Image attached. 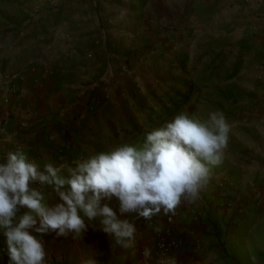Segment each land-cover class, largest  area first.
I'll use <instances>...</instances> for the list:
<instances>
[{
    "label": "crops",
    "instance_id": "crops-1",
    "mask_svg": "<svg viewBox=\"0 0 264 264\" xmlns=\"http://www.w3.org/2000/svg\"><path fill=\"white\" fill-rule=\"evenodd\" d=\"M28 2L0 0V163L5 162L8 152L20 149L41 168L47 163L54 165L61 160L60 148L70 139L72 149L87 150L91 145L86 143L88 137L92 139L90 135L99 132L91 116L99 91L95 88L113 77V70L119 68L118 58L145 50L155 38L180 37L187 45L195 33L237 27L250 37L257 34L264 48V0H36L35 15L30 13ZM62 40L68 44L62 45ZM115 96L110 97V109L116 115L121 110ZM99 119H103L101 113ZM69 159L67 164L72 166ZM220 180L210 184L215 189L213 196L223 201L226 195L221 191L226 189L220 187ZM207 187L211 188L207 185L202 192H209ZM202 192L195 202L182 203L175 215H160L150 221L135 214L121 215L115 198L105 201L119 219L135 223L136 249H121L91 227L79 238L48 234L43 237L47 264H159L145 259L143 250L152 249L157 235L167 230L169 216L184 241L177 264H224L215 246L216 229L202 222L195 224L189 215L204 202L201 196L209 197ZM248 196L251 194L244 198ZM56 202L50 200L49 206ZM249 209L243 206L235 220L225 221L230 232L248 224ZM211 211L217 225L222 224L221 214L228 218L225 211ZM242 218L244 223L238 225ZM220 238L221 246L227 249L224 236ZM5 262L9 264L0 236V264Z\"/></svg>",
    "mask_w": 264,
    "mask_h": 264
},
{
    "label": "rangeland",
    "instance_id": "rangeland-1",
    "mask_svg": "<svg viewBox=\"0 0 264 264\" xmlns=\"http://www.w3.org/2000/svg\"><path fill=\"white\" fill-rule=\"evenodd\" d=\"M28 4L30 13L35 15L36 0H29ZM155 39L145 50L115 61L119 62V68L113 70V77L95 88L99 91L92 102L91 116L99 132L90 135L92 139L88 137L86 143L91 145L87 150L77 146L70 151L69 147L74 146L72 139L66 141L67 145L60 148L61 160L54 165L67 164L73 154L87 157L125 142L139 146L146 132L161 127L180 111L201 121L207 119L209 112H221L230 125L228 146L222 162L211 170L207 184L210 191L202 192L209 197L201 196L204 202L196 203L199 205L189 215L195 224L202 222L216 229L213 230L215 246L224 264H264V48L260 38L232 27L195 33L190 35L187 45L180 37ZM61 44L68 42L63 44L62 40ZM243 45L250 50L242 52ZM126 92L128 95L123 96ZM176 93L189 95L187 104L171 114L162 113L161 108ZM113 94L121 110L116 115L110 109ZM217 180L222 181V189L234 192L228 195L222 190L226 195L222 196L223 201L212 194L215 189L211 184ZM248 189L251 196L245 199ZM227 197L230 201L225 200ZM243 206L251 209L248 224L230 232V224L225 221L235 220ZM214 208L225 211L228 218L221 214L222 224L212 220L216 215L211 211ZM238 221V225L244 223L243 218ZM175 234L178 236L176 229ZM221 236L227 249L221 246Z\"/></svg>",
    "mask_w": 264,
    "mask_h": 264
},
{
    "label": "clouds",
    "instance_id": "clouds-1",
    "mask_svg": "<svg viewBox=\"0 0 264 264\" xmlns=\"http://www.w3.org/2000/svg\"><path fill=\"white\" fill-rule=\"evenodd\" d=\"M229 132L221 112H209L201 121L180 111L146 132L139 146L121 143L74 166L47 163L41 168L20 149L8 152L0 163V236L9 264H47L45 235L79 238L90 227L121 249L135 250V223L119 219L105 201L115 198L121 215L144 221L175 215L207 186L212 168L224 158ZM53 199L58 202L49 206ZM143 255L150 259L151 250L145 248ZM159 264L177 261L166 256Z\"/></svg>",
    "mask_w": 264,
    "mask_h": 264
},
{
    "label": "built area",
    "instance_id": "built-area-1",
    "mask_svg": "<svg viewBox=\"0 0 264 264\" xmlns=\"http://www.w3.org/2000/svg\"><path fill=\"white\" fill-rule=\"evenodd\" d=\"M71 149L72 147L70 146L69 150ZM82 158H85V157L83 155L74 156L73 154L72 156H70L71 165L74 166L73 162L78 161ZM193 214L195 216H200V214L197 212H194ZM167 224L169 225L167 227V230L164 233H160L157 235L156 243L152 247V249H150L151 258L148 260H151V261L155 260L159 262L163 257H166V256H174L176 258L177 253L181 250L183 246V241L181 238H179L175 234V228L173 227V224H174L173 217L169 216L167 218Z\"/></svg>",
    "mask_w": 264,
    "mask_h": 264
},
{
    "label": "trees",
    "instance_id": "trees-1",
    "mask_svg": "<svg viewBox=\"0 0 264 264\" xmlns=\"http://www.w3.org/2000/svg\"><path fill=\"white\" fill-rule=\"evenodd\" d=\"M243 48L242 52L246 49L250 50L247 45L241 46ZM189 95H183L182 93H176L172 95L170 98L171 102L161 108L162 113L171 114L172 112H176L180 110L183 106H185L188 102ZM75 156V155H74Z\"/></svg>",
    "mask_w": 264,
    "mask_h": 264
}]
</instances>
